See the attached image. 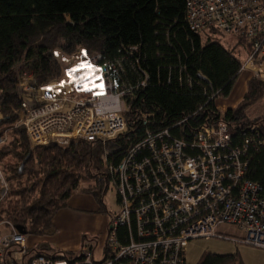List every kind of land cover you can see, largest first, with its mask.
<instances>
[{
	"label": "trees",
	"instance_id": "16d2710c",
	"mask_svg": "<svg viewBox=\"0 0 264 264\" xmlns=\"http://www.w3.org/2000/svg\"><path fill=\"white\" fill-rule=\"evenodd\" d=\"M185 9V0H0V135L7 134L0 144V169L7 182L0 199V224H11L26 235L51 234L54 216L76 191L90 195L98 211H105L108 166H115L147 132L168 130L176 139L190 142L200 127L223 120L237 146L252 126L264 132V115L251 117L247 112L264 96L262 83L253 76L235 107L217 110L215 100L229 95L241 61L219 42L225 36L215 30L190 31ZM236 39L248 52V42ZM78 49L120 60L129 83L147 78L145 86L132 92L128 130L105 143L31 148L25 130L14 128L20 102L12 70L32 60L33 75L43 84L63 75L55 51L70 56ZM181 66L190 85L176 81ZM246 158V178L260 186L264 197V150L249 146ZM44 248L39 244L26 250L22 262L44 255ZM70 254L65 257L72 259ZM197 264L243 263L234 252L205 253Z\"/></svg>",
	"mask_w": 264,
	"mask_h": 264
},
{
	"label": "built area",
	"instance_id": "2783aa9c",
	"mask_svg": "<svg viewBox=\"0 0 264 264\" xmlns=\"http://www.w3.org/2000/svg\"><path fill=\"white\" fill-rule=\"evenodd\" d=\"M185 3L184 20L190 31L213 29L220 36L241 37L248 42L240 72H249L262 83L264 92V0ZM69 57L63 75L43 84L33 75L32 60L12 70L20 102L15 127L25 130L31 148L105 143L128 130L132 92L145 86L147 78L129 83L120 60H107L99 53L87 55L78 49ZM81 60L101 69L103 94L78 90L73 83L58 84L69 79L65 69ZM176 81L179 86L191 84L184 66L178 67ZM49 84L59 91L48 89ZM250 129L242 133L240 146L233 143V133L223 120L200 127L190 142L176 139L168 130L147 132L115 166H108L109 186L116 193L118 210L107 228L103 258L94 262L84 247L72 259L56 251L25 264H185L190 240L231 236L218 232L221 227L242 234L233 238L236 244L264 250V197L260 186L246 178L248 147L264 150V132L255 126ZM5 139V133L1 134L0 144ZM106 155L107 151L103 160ZM6 191L0 169V199ZM5 225L9 233L0 235V264H24L8 256L14 253L22 260L26 234Z\"/></svg>",
	"mask_w": 264,
	"mask_h": 264
},
{
	"label": "rangeland",
	"instance_id": "374dc122",
	"mask_svg": "<svg viewBox=\"0 0 264 264\" xmlns=\"http://www.w3.org/2000/svg\"><path fill=\"white\" fill-rule=\"evenodd\" d=\"M221 38L222 39H219V42L224 47H226L227 49H232L234 51V54H236V56L239 58L241 62L245 60L246 53L243 47L237 44L236 37L225 36ZM55 55L62 63L61 64L62 67L66 65L67 61L70 58L69 56L62 55V53L57 50L55 51ZM249 77H251V74L249 72L247 71L240 72L229 95L226 97L219 96L216 98L215 105L219 112L223 113L227 109L233 108L239 103L245 92L246 81ZM263 97L262 100H259L248 109L247 111L248 115H250L251 117L264 115ZM14 128H20V127H15V123H14ZM6 137L7 134L5 133V138ZM84 186L85 184L81 185V187ZM76 197H80V198H77V202L75 203L74 200ZM103 202L106 207V210L98 211L99 209L98 203L90 195L84 192L76 191L68 199L67 206L69 204L70 207H76L78 210L76 213L77 215H75L74 218H71V220L68 221L69 224H66L64 227L66 228L69 225L72 230H76L78 233V239H77L78 241H75V244H73L74 248L70 250L71 254L69 258H74L78 256L79 252L84 247L88 248L90 253H92V260L94 262H98L103 258V249L106 242L107 228L113 214L118 210L116 193L111 186H109V188L107 189L103 197ZM3 230L5 232H8L6 226L0 227L1 235L5 233ZM218 232H222L223 234H227L231 236L227 237L226 239L210 237V238H197L190 240L186 245V249L184 253L185 264H197L205 253H216L222 255V254L235 252V247L237 245L236 242H234L233 238L241 237L242 234L228 227H221L218 229ZM65 237H66L65 234H62L61 236L57 237V239L63 242L61 238H65ZM50 245L54 246L51 243ZM46 251L47 252L49 251L48 253H51L59 250H51L50 248L48 249L46 248ZM63 253L64 255H66V253L68 252H63ZM262 261H264V258H262Z\"/></svg>",
	"mask_w": 264,
	"mask_h": 264
},
{
	"label": "crops",
	"instance_id": "0c3cea01",
	"mask_svg": "<svg viewBox=\"0 0 264 264\" xmlns=\"http://www.w3.org/2000/svg\"><path fill=\"white\" fill-rule=\"evenodd\" d=\"M77 198H80V197L75 198V200H74L75 203L77 202ZM77 211L78 210L76 207H70L68 204V206L66 205V207L61 209L56 214V216L53 218L54 231L51 234L42 235V236L26 235V238H25L26 250L37 247L39 244H42L47 249L50 248L51 250L71 252L70 250L74 248L73 244H75V241H78L77 240L78 239V233L76 230H72L69 225L66 228H64V227L66 224H69L68 221H70L71 218H74L75 215H77L76 214ZM5 226L7 227V230L9 232V228L7 225H5V224L0 225V227H5ZM231 229L234 230L233 228H231ZM8 232H5V233L2 232L3 233L2 235H6V234H8ZM62 234H65V236H66L65 238H61V240H63V242H61L59 239H57V237L61 236ZM48 242H50L54 246L50 245V243H48ZM236 245L237 246L235 247V252L239 253L243 264H264V261H262V258H264V251L263 250L255 248V247L243 245V244H236ZM46 248H44V249H46ZM104 248H105V246H104ZM48 252L46 251L45 253H48ZM80 252H79V254H80ZM103 256H104V249H103ZM8 257L10 259L11 258L15 259L19 263H22V260L19 259L18 256H15L14 253H11ZM26 261H27V259L25 260V262ZM184 262H185V258H184Z\"/></svg>",
	"mask_w": 264,
	"mask_h": 264
},
{
	"label": "snow or ice",
	"instance_id": "6c2138e0",
	"mask_svg": "<svg viewBox=\"0 0 264 264\" xmlns=\"http://www.w3.org/2000/svg\"><path fill=\"white\" fill-rule=\"evenodd\" d=\"M65 73L69 79L67 81L60 80L58 82L60 86H63L65 83H73L78 86V90H95L94 94H103L104 79L101 69L91 61L81 60L78 64L66 68ZM46 87L50 90L59 91V87L56 85L49 84Z\"/></svg>",
	"mask_w": 264,
	"mask_h": 264
},
{
	"label": "water",
	"instance_id": "95a60500",
	"mask_svg": "<svg viewBox=\"0 0 264 264\" xmlns=\"http://www.w3.org/2000/svg\"><path fill=\"white\" fill-rule=\"evenodd\" d=\"M198 78H199L200 80H204V78H203L202 76H200V75L198 76Z\"/></svg>",
	"mask_w": 264,
	"mask_h": 264
}]
</instances>
